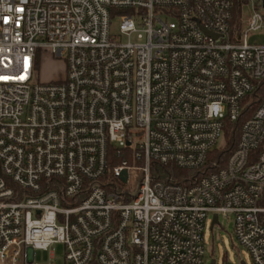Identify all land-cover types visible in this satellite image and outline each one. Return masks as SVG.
<instances>
[{"label":"built area","instance_id":"2783aa9c","mask_svg":"<svg viewBox=\"0 0 264 264\" xmlns=\"http://www.w3.org/2000/svg\"><path fill=\"white\" fill-rule=\"evenodd\" d=\"M242 1L246 30L235 0H0V264H206L214 215L264 264V94L223 167L152 171L202 169L253 103L264 0ZM47 55L62 80H37Z\"/></svg>","mask_w":264,"mask_h":264},{"label":"rangeland","instance_id":"374dc122","mask_svg":"<svg viewBox=\"0 0 264 264\" xmlns=\"http://www.w3.org/2000/svg\"><path fill=\"white\" fill-rule=\"evenodd\" d=\"M244 30L247 29L248 21L251 17V4H244L243 9ZM113 33L119 32V20L113 22ZM248 42L254 44H264V31L251 33ZM65 76V64L61 60L54 59L47 55L40 65L37 80L41 82H52L62 80ZM226 143L224 134L214 147L212 152H221L225 149ZM212 218L207 221L204 229V246L206 249V264H211L212 260H216L217 264H241L245 261L252 264V259L248 251L241 247L233 235L234 222L233 218H225L220 216L219 225L211 228ZM54 253V259L51 254ZM21 264H25L23 259ZM33 264H64V247L55 245L47 252H36Z\"/></svg>","mask_w":264,"mask_h":264},{"label":"trees","instance_id":"16d2710c","mask_svg":"<svg viewBox=\"0 0 264 264\" xmlns=\"http://www.w3.org/2000/svg\"><path fill=\"white\" fill-rule=\"evenodd\" d=\"M244 4L245 2L242 0H235L234 2L232 23L234 25H237L238 27H241ZM263 94H264V82L253 94V103L244 109L241 118L235 123H231V122L227 123L224 129V138L226 143L225 149L221 152H211V154L207 159L206 165L202 169L183 170L175 166H168V167L153 166L152 169L153 174H155L156 171L159 172L161 176L160 180L166 184H177V185L188 186V185H192L197 179H200L203 176L215 172L217 169L215 167V163H219V165L223 167L237 146V143L241 135L242 125L255 112Z\"/></svg>","mask_w":264,"mask_h":264},{"label":"water","instance_id":"95a60500","mask_svg":"<svg viewBox=\"0 0 264 264\" xmlns=\"http://www.w3.org/2000/svg\"><path fill=\"white\" fill-rule=\"evenodd\" d=\"M125 174H126V172H124V175H125ZM124 180H126V179H124ZM216 224H218V216H217V215H214V218H213V222H212L211 228H214V226H215ZM211 264H216V261L213 260V261L211 262Z\"/></svg>","mask_w":264,"mask_h":264},{"label":"crops","instance_id":"0c3cea01","mask_svg":"<svg viewBox=\"0 0 264 264\" xmlns=\"http://www.w3.org/2000/svg\"><path fill=\"white\" fill-rule=\"evenodd\" d=\"M37 252H38V251H37ZM41 252H43V251H41ZM35 257H36V252H35V254H34V259L31 260L29 263H25V264H33L34 261H35ZM54 257H55V256H54V253H52V254H51V258L54 259Z\"/></svg>","mask_w":264,"mask_h":264}]
</instances>
